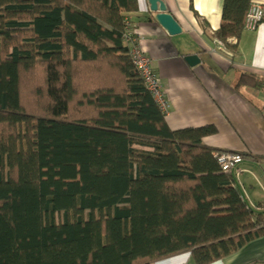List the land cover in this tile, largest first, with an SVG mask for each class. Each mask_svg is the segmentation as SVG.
Instances as JSON below:
<instances>
[{"label":"trees","instance_id":"obj_1","mask_svg":"<svg viewBox=\"0 0 264 264\" xmlns=\"http://www.w3.org/2000/svg\"><path fill=\"white\" fill-rule=\"evenodd\" d=\"M251 2L224 1L220 39L241 35ZM138 9L0 0V264H149L184 251L210 264L264 234V213L202 142L215 128L171 129L139 76L123 38ZM244 85L264 78L242 73Z\"/></svg>","mask_w":264,"mask_h":264},{"label":"crops","instance_id":"obj_2","mask_svg":"<svg viewBox=\"0 0 264 264\" xmlns=\"http://www.w3.org/2000/svg\"><path fill=\"white\" fill-rule=\"evenodd\" d=\"M163 1L181 24V33L169 34L148 0H138L139 9L129 17L162 79L163 95L170 103L166 120L173 130L213 126L215 132L202 138L204 145L243 153L238 185L244 186L246 203L263 206L254 212L264 213V88L236 87L245 72L264 78V21L254 30L244 29L220 51L217 32L225 0ZM252 2L264 6V0ZM191 54L200 59L193 66L185 60ZM149 264L196 263L192 252L184 251ZM210 264H264V234Z\"/></svg>","mask_w":264,"mask_h":264},{"label":"built area","instance_id":"obj_3","mask_svg":"<svg viewBox=\"0 0 264 264\" xmlns=\"http://www.w3.org/2000/svg\"><path fill=\"white\" fill-rule=\"evenodd\" d=\"M264 20V6L260 3H253L248 10L245 28L246 29H256L259 24ZM126 30L124 32L125 41L130 44V54L132 56L133 63L137 66L138 71L141 73L147 87L153 90L161 82L160 78L151 68L150 57L144 52L140 45V37L137 35L134 25L126 18ZM235 37L229 39V43H234ZM219 50H227V44L223 40H218L217 47ZM163 108L168 110L170 108V103L167 100H162ZM215 157L224 172H232L236 170L237 175H239L240 170H237L239 164L243 160L242 153L222 150L215 153ZM247 198V195H246ZM247 208L254 206L252 202L247 203ZM253 208V207H252ZM260 208V207H259Z\"/></svg>","mask_w":264,"mask_h":264},{"label":"water","instance_id":"obj_4","mask_svg":"<svg viewBox=\"0 0 264 264\" xmlns=\"http://www.w3.org/2000/svg\"><path fill=\"white\" fill-rule=\"evenodd\" d=\"M150 9L156 12L157 21L167 30L171 35L179 34L182 32V26L174 15L168 11L167 5L163 0H148ZM185 60L190 65H195L200 61L197 54L185 56Z\"/></svg>","mask_w":264,"mask_h":264},{"label":"clouds","instance_id":"obj_5","mask_svg":"<svg viewBox=\"0 0 264 264\" xmlns=\"http://www.w3.org/2000/svg\"><path fill=\"white\" fill-rule=\"evenodd\" d=\"M133 25H134V28H135V31H136V33H137V35L140 37V45H141V39H142V37H141V35H140V33L138 32V29H137V27H136V24L131 20V18L128 16V17H126ZM125 18V19H126ZM264 21V20H263ZM260 25V24H259ZM246 29V28H245ZM125 30H126V21H125ZM125 30H124V32H125ZM123 38H124V35H123ZM230 38H232V37H230ZM230 38H228V40L227 41H225L226 42V44H229V39ZM218 40H222V39H218ZM218 40H217V42H218ZM224 41V40H223ZM124 42L127 44V45H129V48L131 47L130 46V44H128L126 41H125V39H124ZM142 47V46H141ZM217 47V46H216ZM143 49V48H142ZM220 51H223V50H220ZM145 52V51H144ZM149 57H150V60H151V68H152V70L156 73V75H158V73L153 69L154 67H153V59H152V57L149 55V53H147V52H145ZM131 55V54H130ZM131 59H132V56H131ZM132 62H133V60H132ZM134 64V63H133ZM134 66H135V68L137 69V72H138V74H139V76L141 77V79H143V77H142V75H141V73L138 71V68H137V66L134 64ZM159 76V75H158ZM159 78H160V80L162 81V79H161V77L159 76ZM144 80V79H143ZM219 151H222V150H215V152H214V155H215V153L216 152H219ZM229 151H231V150H229ZM234 152H236V151H234ZM239 153H241V152H239ZM242 155H243V160H244V154L242 153ZM242 160V161H243ZM241 164V163H240ZM239 164V165H240ZM237 170H240V168H239V166H238V168H237ZM224 172V171H223ZM226 173H228V172H226ZM231 173H233L234 175H235V177H236V180L237 179H239V175H237V173H236V170H234V171H232ZM241 173V170H240V172H239V174ZM240 181V180H239ZM237 186H239V188H240V190H241V196H242V199L244 200V202H245V199H247L246 198V192H245V190H244V186H243V184H242V182H240L239 183V185H238V180H237ZM245 204L247 205V203L245 202ZM249 209V208H248ZM250 209H252V210H259V209H261V208H258V209H256V208H250Z\"/></svg>","mask_w":264,"mask_h":264},{"label":"bare ground","instance_id":"obj_6","mask_svg":"<svg viewBox=\"0 0 264 264\" xmlns=\"http://www.w3.org/2000/svg\"><path fill=\"white\" fill-rule=\"evenodd\" d=\"M254 2H251L250 6L253 4ZM249 6V7H250ZM163 85H162V81L160 82V84L158 86H156L153 90H151L153 96H154V100L156 101L157 105L160 107V110L165 114V117L168 115L170 108L168 110H165L163 108V103L162 100H167V98H165V96L163 95Z\"/></svg>","mask_w":264,"mask_h":264},{"label":"rangeland","instance_id":"obj_7","mask_svg":"<svg viewBox=\"0 0 264 264\" xmlns=\"http://www.w3.org/2000/svg\"><path fill=\"white\" fill-rule=\"evenodd\" d=\"M110 84H114V82H111ZM28 87H29V84L27 85V88H28ZM28 104H29V103H28ZM29 105H30V104H29ZM30 106H31V105H30ZM80 110H81V109H80ZM88 110H89V108H86V111H88ZM86 111H85V112H86ZM81 112H84V111L81 110ZM85 112H84V113H85ZM259 207H263V206H259V205L256 206V205H255L254 208L258 209Z\"/></svg>","mask_w":264,"mask_h":264}]
</instances>
